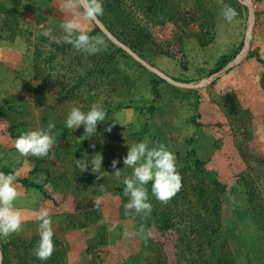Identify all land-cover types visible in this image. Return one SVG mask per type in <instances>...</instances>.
Returning a JSON list of instances; mask_svg holds the SVG:
<instances>
[{"label": "rangeland", "instance_id": "374dc122", "mask_svg": "<svg viewBox=\"0 0 264 264\" xmlns=\"http://www.w3.org/2000/svg\"><path fill=\"white\" fill-rule=\"evenodd\" d=\"M233 3L239 15L228 22L226 0H103V15L87 27L104 43L89 55L61 39L60 25L72 18L62 0H0V167L42 186L15 182L22 226L0 237V264H226L223 257L264 264V0ZM93 103L109 111L112 130L102 123L87 139L83 125L71 130L64 121L74 104L87 111ZM49 124L57 142L48 156L15 149L20 134ZM144 140L175 154L187 191L178 210L152 192L150 214L124 207L123 179L132 169L122 157ZM191 150L217 178L194 172ZM97 152L101 170L75 168L74 159ZM113 159L121 161L120 178L112 176ZM215 179L224 188L212 255L188 226L209 218L211 203L201 206L197 189L211 190ZM45 209L54 251L40 260L36 215ZM168 219L174 226L160 233Z\"/></svg>", "mask_w": 264, "mask_h": 264}, {"label": "clouds", "instance_id": "9594fccd", "mask_svg": "<svg viewBox=\"0 0 264 264\" xmlns=\"http://www.w3.org/2000/svg\"><path fill=\"white\" fill-rule=\"evenodd\" d=\"M61 7L72 15L71 19L60 25L63 30L61 37L63 42L89 55L99 52L104 41L100 37L89 34L87 22H95L99 16L103 15V0H87L86 4L81 3L80 0H62ZM77 8L79 11H76ZM221 14L228 22H232L239 15L237 10L231 6H226ZM50 33L51 29L44 35ZM108 120L107 110L100 103L91 104L87 111L83 110L82 105L74 104L64 124L71 130L79 129L83 125L84 137L88 139L98 135V125L102 123L107 125L104 132L110 133L112 125L107 124ZM54 128L55 124H49L46 128L23 132L15 140V149L26 156H48L57 142L53 132ZM99 135L102 137L103 133ZM89 147L95 149L96 144H90ZM74 162L75 168L80 172L88 171L90 167L95 173L102 169L103 155L100 152L92 156L85 154L82 158L74 159ZM120 162L118 159L111 161L112 176L116 178L121 176L122 170L117 168ZM122 162L125 167L132 169V174L123 179L124 196L128 197L124 207L130 213L132 211L136 214L151 213L153 206L147 188L149 182H151L152 194L162 202H167L182 186L175 154L169 151L164 144L150 147L146 140L133 143L128 146L127 154L122 157ZM16 181L15 173L0 172V237H7L18 232L22 226L20 212L14 206L19 195ZM36 219L39 221L40 239L33 249L34 255L40 260H47L54 251L53 221L47 209L38 212ZM117 227L118 222H114L110 230H115Z\"/></svg>", "mask_w": 264, "mask_h": 264}, {"label": "trees", "instance_id": "16d2710c", "mask_svg": "<svg viewBox=\"0 0 264 264\" xmlns=\"http://www.w3.org/2000/svg\"><path fill=\"white\" fill-rule=\"evenodd\" d=\"M226 1L229 3L230 6L236 7V5L233 3V0H226ZM104 20L107 21V19L105 17H104ZM258 61H259V63H262V60H258ZM261 82H262L261 86L264 89V81H261ZM148 109L151 110L152 107H149ZM140 110H141V108H140ZM108 112L109 111H107V113ZM187 156H188L189 161L193 164L192 166L194 168V172L197 175H200V174L208 175L209 174V176H216V178H217V174L215 173V171H213L214 173L208 172L207 169L205 168L206 163L203 160L199 159L193 150H191L189 153H187ZM0 172L15 173L14 171H12L6 167H0ZM15 174L17 176L16 183H18V184H20L26 188H35V189L40 190V191L42 190V186H40L39 184L32 182L27 177L20 176L17 173H15ZM181 185L183 186L182 190L180 192H177L173 197H171L173 211L178 210L180 203L182 201L181 200L182 197H181L180 193L182 191H185V193L187 192L185 190V183L183 181H181ZM147 188H148V192H151V182H149V184L147 185ZM223 188L224 187L220 183V181L215 179L213 188L211 190H207L205 187H201V188L197 189V191H198L197 202L201 206L202 205H208V203H211L209 206L210 214H209L208 219L198 220L200 223H198V222L193 223V220L190 219L189 226H188L189 229L191 230V232L197 233L196 238L199 239V241L197 242V245L200 247H202L204 245L208 246L210 248V250L212 251V255L215 251L219 250V248L217 247L218 240H217V236H215L214 224L217 222L216 220L218 218V213H219V200L220 199H219L218 195L220 192H222L221 189H223ZM151 222H156V221H151ZM169 226H174V223L168 219L165 222H163V224H161V226L158 225V230L160 231V233H163V231L168 229ZM242 241H244V240H242ZM17 250H19V249L17 248ZM194 250L195 249L192 247L190 249L191 254L188 252V256H193ZM2 253H3L4 257L5 256H6V258L9 257V255H8L9 254V245L6 244L5 246H3ZM25 254H26V252L24 253V255ZM212 255H211V257H212ZM18 257L20 259L23 258L21 255H18ZM224 258L225 257L222 258V263L223 262L225 263V261H226V264H229L230 259H227V257H226V259H224ZM210 259H212V258H210ZM218 261H221V258H219ZM19 262H20L19 264H26L23 261H19ZM5 264H9V261L6 262Z\"/></svg>", "mask_w": 264, "mask_h": 264}, {"label": "water", "instance_id": "95a60500", "mask_svg": "<svg viewBox=\"0 0 264 264\" xmlns=\"http://www.w3.org/2000/svg\"><path fill=\"white\" fill-rule=\"evenodd\" d=\"M252 15H253V12H252ZM254 16V15H253ZM107 34L109 35H111V33H109V32H107ZM111 38V37H110ZM229 68H227V66L226 67H224L221 71H219L218 73H216V74H213V75H211V76H209V77H207L206 79H204L202 82H200L199 84H203V83H206V82H208V81H210V80H212L214 77H216L217 75H219V74H221V73H224L226 70H228ZM178 84H182V83H179V82H177ZM199 84H197V85H199ZM195 86V85H194Z\"/></svg>", "mask_w": 264, "mask_h": 264}, {"label": "bare ground", "instance_id": "6f19581e", "mask_svg": "<svg viewBox=\"0 0 264 264\" xmlns=\"http://www.w3.org/2000/svg\"><path fill=\"white\" fill-rule=\"evenodd\" d=\"M241 1H243V2H245V3H248L249 2V0H241ZM251 1V0H250ZM250 4H247V9L249 10L250 9Z\"/></svg>", "mask_w": 264, "mask_h": 264}]
</instances>
